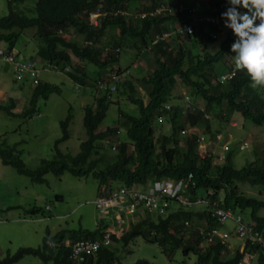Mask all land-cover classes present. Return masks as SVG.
<instances>
[{"label": "trees", "instance_id": "1", "mask_svg": "<svg viewBox=\"0 0 264 264\" xmlns=\"http://www.w3.org/2000/svg\"><path fill=\"white\" fill-rule=\"evenodd\" d=\"M18 1L7 0V14L0 17V46L4 43L5 47L16 53L20 59L34 60L37 73L34 78L25 74L19 78L11 77L15 82H25L30 86L26 109L14 113L13 100L9 98V104L0 106V110L9 116L19 115L25 119L38 117L39 113L33 115L36 101L39 98L46 99L49 94L59 93L58 86L39 79L40 71L66 75L74 83V91L88 88L92 101L82 106L81 126L85 137L79 142L76 153L62 152L58 148V144L68 138L67 128L71 120L69 106L64 118L58 122L60 136L53 141L54 151L51 158H41L37 167L29 169L21 161L14 147L1 141L0 161L12 167L17 174L24 175L37 184L46 182L47 173L59 176L67 172L74 177L91 174L97 182V195L105 194L116 184L140 187L146 180H179L190 174L193 185L187 191L188 199L193 201L198 198L197 191L200 190L203 193L200 198L206 199L207 204L203 207L195 205L198 207L195 210H191L194 206L177 208L170 211L166 217L158 218L156 222L142 219L130 223L127 229L119 233L114 232L110 236L109 247H99L93 255L80 262L71 261L67 257L68 248H53L48 245V241L58 243L65 234L70 240L95 239L100 236L102 228L94 226L93 230L61 229L53 234L46 230L37 248L21 246L12 254L7 253L1 257L0 264H12L25 255L34 256L42 262L50 261L51 264H112V245H126L135 237L157 244L167 258L171 257L175 249H180L184 255L195 254L198 264H237L244 254H247L248 249L257 254L256 264H264V248L245 244L243 250L236 248L232 253L221 257L225 244L214 242L199 246L201 238L196 231L201 226L207 229L217 225L215 219L210 216V202L217 201L220 207L230 208L232 212L247 210L255 229L264 236V217L257 214L258 210L264 207L263 201L238 192L236 185V182H244L264 189V150L260 156L245 162L239 168L231 166V144H228V149L225 150V161L221 167L215 165L219 151L215 150L213 143L209 145L212 146L213 152L202 158L195 153L196 138L199 134L203 132L211 135L209 120L204 114H208L214 106L219 108L215 118L219 117L225 122L233 113H238L242 119L248 120L254 126L264 125V87L263 90L251 88L250 77L244 71H239L235 77L224 83H219L216 79L222 71L214 74L213 66L216 63H224L228 58L229 63H226L225 70L234 62L231 45L237 38L232 30L226 33L214 53L205 52L199 55L190 51L185 44V41H195L197 31L193 34L174 33L169 39L157 40L152 44L154 35L167 29V24H175L185 16V12L151 16L149 11H152L158 2H182L186 5L189 0H32L33 16L18 12L15 5ZM215 1L204 0L200 5V12L205 13V7ZM94 10L101 13L97 17L96 26L90 25L87 19L88 12ZM141 13H144L143 17L135 16ZM27 28H34L38 45L33 55L22 57L17 51H13L12 47L19 36L18 31ZM109 31H116L113 40L111 35L105 39V32ZM200 35L212 41L206 35ZM125 49L133 52L135 60L142 52L148 57L145 64L151 66V69L146 77L142 78V83L148 85L145 87V103L138 97L140 94L137 95L134 91L135 83L129 77L130 70L121 66L120 54ZM185 58L188 60L186 66ZM85 64L95 66L96 73L88 76ZM121 70L126 71L124 76L112 84L109 76ZM192 78L203 80V83ZM177 81L190 88L192 98L201 102L203 111L185 110L182 114L180 106L164 108L165 105L171 104V90ZM102 83H111L114 90L102 88ZM120 88L126 90L125 98L136 107L137 116L118 109L117 115L122 120L121 124L100 127L108 105L118 102L109 95L120 92ZM157 117H161L160 121ZM162 120L169 123V133L154 134L153 121L160 124ZM195 124L201 125L202 130L196 131ZM119 127L125 130L124 140L117 138ZM189 127L193 129L191 133L182 137L180 129ZM179 142L182 146L177 145ZM112 144L115 145V153L107 155L103 150L108 147L110 149ZM211 165L215 166L213 174L210 173ZM220 190H223L222 201L217 197ZM39 210L38 206H32L25 208L24 212L36 214ZM192 219L196 220V225H192L194 229H187L183 222Z\"/></svg>", "mask_w": 264, "mask_h": 264}, {"label": "rangeland", "instance_id": "2", "mask_svg": "<svg viewBox=\"0 0 264 264\" xmlns=\"http://www.w3.org/2000/svg\"><path fill=\"white\" fill-rule=\"evenodd\" d=\"M15 5L16 10L25 16L34 15L32 0H19ZM7 11V0H0V17L6 15ZM14 31L18 30L14 29ZM18 32L19 36L13 44V51H17L22 57L33 55L38 45V38L34 28H27ZM108 35H111L113 40L116 31L105 32V39L106 37L108 38ZM223 39L224 36H218L210 41L196 33L195 41H185V44L190 51L199 55H203L205 52L212 54L218 49ZM1 46H5L4 43H1ZM120 57L121 66L130 70L129 77L135 83L133 86L134 91L138 93L137 95L140 94L138 97L145 103L147 100L145 87L147 88L148 85L142 83V78H145L148 70L151 69V66L145 64L148 62V57L142 52L138 55V60L133 61V52L126 49L121 51ZM75 61L77 62V60ZM187 61L185 58L184 66H186ZM226 63H229L228 58H226L224 63H216L213 66L214 74L216 75L223 71ZM85 66L86 69L93 68V70H96V67L90 64H85ZM93 73L96 72L93 71ZM38 75L40 80L59 87V93L49 94L46 99L39 98L36 101L33 115L39 113L38 117L31 116L25 119V117L19 115L9 116L0 110V142L4 141L8 146H13L21 161L29 169L37 167L41 158L49 159L52 157L54 151L53 141L60 136L58 122L64 118L69 106L71 107V120L67 128L68 138L60 142L58 148L62 152L70 154L78 151V144L85 137L81 126L82 106L92 101V95L89 94L88 88H80L79 91H74V83L64 74L40 71ZM192 79L196 80L195 78ZM196 81L203 83V80L197 79ZM0 83L7 95L4 97L0 92V106L9 104V98H11L13 100L14 107L12 111L14 113L25 110L30 96V86L25 82L13 81L10 69L1 63ZM189 89V87L186 88L177 81L171 90L172 101H170L171 104L168 105V108L175 105L176 107L183 105L181 98L190 94ZM256 89L263 90L262 87H257ZM114 95L112 93L109 96H112L113 100L116 99L118 102L117 104L111 103L108 105L100 127H112L117 123L121 124L122 120L117 115L118 109L132 116H137L136 107L125 98V89L120 88V92ZM262 95L264 96V90ZM200 105H202L201 102ZM218 111V106H214L208 114H204V117L209 120L211 135L203 132L199 134L203 137V141L199 142L196 138L195 153L197 155H207V153L213 152L212 146L209 147L213 143L215 150L217 149L216 151L222 154V145L231 144V166L234 168H239L245 162L253 161V159L260 156L264 150V125L254 126L248 120L242 119L238 113H233L231 118L225 122L219 117L215 118L218 115ZM162 121L160 124L153 121L154 134L167 135L169 133V123ZM230 121H235L236 127L230 124ZM239 124H241L242 129L237 127ZM195 129L202 130V126L195 124ZM117 131V138L124 140L125 130L119 127ZM190 133L187 132L180 135L185 137ZM242 140L248 142V148L243 151L235 150L239 141ZM177 145L182 146L180 142ZM103 152L107 155H113L115 150L111 151L108 147ZM218 162L217 164L215 163L216 167L219 165ZM211 166L215 168L214 165ZM212 167H210L211 174L214 172ZM45 179V183H32L28 177L17 174L12 167L0 161V258L7 253L12 254L13 251L21 246L37 248L46 230L49 234H53L61 229H94V223L99 217L92 205V201L97 196V182L94 177L91 174L84 177H74L67 172H63L59 176L47 173ZM167 179L162 178L159 180ZM236 185L238 192L253 196L264 203L263 188L250 186L244 182H236ZM138 188L141 189L142 187ZM197 195L199 196L197 198L198 201L202 202L203 198L200 197L203 193L199 190ZM56 196L61 198L56 199ZM217 197L222 201L223 190L217 192ZM200 202L199 205L203 207L202 204L205 203ZM32 206H38L40 208L39 212L36 214L24 212L25 208ZM193 206L191 210L198 208L195 204ZM233 213H239L244 221L252 223L247 210L234 211ZM257 214L264 217V207L260 208ZM164 217V215H153L146 211L140 212L138 215H133L129 218V222L125 227L124 224L121 225L120 223V227L127 229L130 223H135L142 219L156 222L158 218ZM195 221L194 219L189 221V224L191 222L192 224L190 227H188V224L186 226L187 229H194L192 225H196ZM232 226V222L226 220L220 227L221 230L230 234L225 241V249L221 251V257L232 253L236 248L239 250L240 247L242 250L244 248L242 242L234 237ZM66 236L67 234H65ZM112 249L114 251L112 264H198L197 257L193 253L184 255L180 249H175L171 257L167 258L157 244L145 242L140 237L131 239L126 245L115 243L112 245ZM246 252L247 254H244L240 262L242 264H256L257 254L251 253L248 249ZM12 264H51V262H42L34 256L25 255ZM204 264H209V262Z\"/></svg>", "mask_w": 264, "mask_h": 264}, {"label": "built area", "instance_id": "3", "mask_svg": "<svg viewBox=\"0 0 264 264\" xmlns=\"http://www.w3.org/2000/svg\"><path fill=\"white\" fill-rule=\"evenodd\" d=\"M203 0H189L186 5L180 3H163L158 2L152 11H149V15H161L172 14L175 12H185L180 20H177L175 24H167V29L160 31L158 35H154L152 38V44L157 40L169 39L174 33L178 34H193L197 31L200 34L206 35L209 39L214 40L218 36H224L231 29L226 28L225 21L222 18V13L227 11L232 5L227 0H216L213 4L205 7V13L200 12V5ZM238 10L243 14L246 10L239 7ZM99 10L90 11L87 14V19L90 25L96 26L100 15ZM138 18L144 16V13L135 15ZM259 23V20L256 21ZM190 30V31H189ZM0 63L7 66L10 69L11 75L14 78H19L22 74L27 75L29 78H34L37 73L36 62L34 60L20 59L16 53L11 52L6 47L0 46ZM125 70H121L119 73H113L109 76L111 83H115L122 79L125 74ZM239 71L235 69L234 62L224 71L220 72L217 76L219 83H224L229 79H232L237 75ZM102 83V88H109V91H113L112 84ZM181 112L185 110H200L203 111V106L200 105L196 99H192L191 94L184 95L181 98ZM168 109V105L164 106ZM161 117H157L160 121ZM230 124L236 127L235 121H230ZM242 129L241 124L237 126ZM191 128V127H189ZM181 128L179 133L186 134L193 129ZM198 131V129L196 130ZM199 142L203 141V137L199 135L197 137ZM248 146L246 140L239 141L236 146L238 151L245 150ZM228 149V144L222 145V151ZM110 150H115V145L110 146ZM224 152L219 154L215 159V163L221 167L225 161ZM209 154V153H207ZM203 157L205 155H198ZM218 160V161H217ZM215 169L214 167H212ZM193 185L191 181V175L188 174L184 179L174 180H146L144 184L138 187H131L125 185L116 184L103 195H97L92 201L93 208L96 214L99 216L94 223L95 227L102 228L100 236L95 239H76L70 240L67 236L63 237L58 243L54 241H48V245L53 248L61 247L68 248V258L74 262H80L85 257L93 255L99 247H109L111 245L110 236L114 232H122L125 225L128 224L129 218L140 212H148L153 215L169 214L170 210L177 208H188L190 206L199 205L198 199L193 201L188 199L187 191L189 187ZM207 204L206 199H202V202ZM202 204V205H205ZM210 216L213 217L217 223L215 226L209 228H198L197 233L200 235L201 241L199 246L210 245L214 242L225 244L226 239L229 237V232L220 229L221 225L230 220L233 224L232 231L236 239L240 240L245 246H258L264 248V236L255 229L254 223L246 222L239 214H234L230 208H222L218 205L217 201L210 202ZM172 210V211H173ZM108 220H107V219ZM121 225L124 224L122 228ZM250 223V224H249ZM189 221H184L183 225L188 226ZM204 224V223H202ZM117 225V226H116ZM104 227V228H103ZM122 230V231H121ZM61 244V245H60ZM242 250V248H241ZM237 264H240L238 262Z\"/></svg>", "mask_w": 264, "mask_h": 264}, {"label": "clouds", "instance_id": "4", "mask_svg": "<svg viewBox=\"0 0 264 264\" xmlns=\"http://www.w3.org/2000/svg\"><path fill=\"white\" fill-rule=\"evenodd\" d=\"M228 2L232 6L222 13V18L224 26L237 38L231 45L235 69L246 72L251 88L264 87V0ZM239 7L246 11L242 14Z\"/></svg>", "mask_w": 264, "mask_h": 264}, {"label": "crops", "instance_id": "5", "mask_svg": "<svg viewBox=\"0 0 264 264\" xmlns=\"http://www.w3.org/2000/svg\"><path fill=\"white\" fill-rule=\"evenodd\" d=\"M138 60V58L136 59V61ZM134 61H135V59H134ZM93 71H97V69L96 70H93V68L92 69H86L85 68V72L87 73V75L88 76H91L92 74H93ZM0 92L2 93V95L4 96V97H6L7 95H6V91L4 90V88L1 86V83H0ZM1 95V96H2ZM3 97V98H4ZM3 98H1V99H3ZM118 132V131H117ZM94 209V208H93ZM240 251H241V247H240Z\"/></svg>", "mask_w": 264, "mask_h": 264}, {"label": "bare ground", "instance_id": "6", "mask_svg": "<svg viewBox=\"0 0 264 264\" xmlns=\"http://www.w3.org/2000/svg\"><path fill=\"white\" fill-rule=\"evenodd\" d=\"M204 1V0H203ZM195 33V32H194Z\"/></svg>", "mask_w": 264, "mask_h": 264}]
</instances>
